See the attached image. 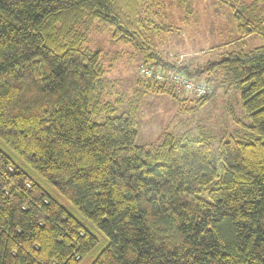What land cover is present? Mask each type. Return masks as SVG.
I'll return each mask as SVG.
<instances>
[{"label":"trees","instance_id":"1","mask_svg":"<svg viewBox=\"0 0 264 264\" xmlns=\"http://www.w3.org/2000/svg\"><path fill=\"white\" fill-rule=\"evenodd\" d=\"M217 1L262 43L189 68L146 35L159 0H0V264H264V0ZM96 24L141 52L131 95L110 99L102 52L86 46ZM142 64L212 86L188 98ZM218 89L248 119L229 110L236 129L219 138L181 119ZM150 93L178 107L138 145Z\"/></svg>","mask_w":264,"mask_h":264},{"label":"rangeland","instance_id":"2","mask_svg":"<svg viewBox=\"0 0 264 264\" xmlns=\"http://www.w3.org/2000/svg\"><path fill=\"white\" fill-rule=\"evenodd\" d=\"M240 1L248 3L250 0ZM230 14L229 7L217 0H188V6L181 5L179 0H159L149 14L153 24L148 26L146 35L166 60L189 68L199 67L207 60L218 58L220 52L232 49L248 51L262 43V38L257 34L249 35L244 41H240L234 32ZM87 37L86 46L102 52L101 61L106 70V77L112 83L110 99L124 93L131 95L136 86L141 52L134 45L112 41L110 32L98 24L88 31ZM200 81L206 86H212L204 79ZM185 94L188 98L192 97L191 94ZM187 105H190L189 102ZM177 107V102L170 95H145L141 102V128L136 143L140 145L153 141ZM229 110L243 122H248V119L242 116L239 93L231 90L224 94L222 89H218L201 111L187 118L181 116V119H189L191 123L200 122L219 138L224 133H231L236 129ZM174 124L176 122L170 127ZM89 260L90 257L81 264H88Z\"/></svg>","mask_w":264,"mask_h":264},{"label":"built area","instance_id":"3","mask_svg":"<svg viewBox=\"0 0 264 264\" xmlns=\"http://www.w3.org/2000/svg\"><path fill=\"white\" fill-rule=\"evenodd\" d=\"M138 74L145 79H150L158 83H167L182 89L184 92L200 96L206 92L208 86L202 81L187 76L180 70H166L158 66L140 65Z\"/></svg>","mask_w":264,"mask_h":264},{"label":"crops","instance_id":"4","mask_svg":"<svg viewBox=\"0 0 264 264\" xmlns=\"http://www.w3.org/2000/svg\"><path fill=\"white\" fill-rule=\"evenodd\" d=\"M247 37H248V36H246V37H242V38H239V40H240V41H244Z\"/></svg>","mask_w":264,"mask_h":264}]
</instances>
